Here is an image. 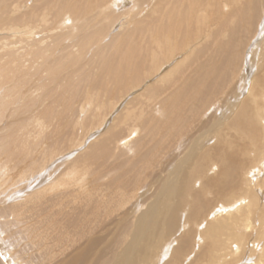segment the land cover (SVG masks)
Masks as SVG:
<instances>
[{
	"label": "bare ground",
	"instance_id": "obj_1",
	"mask_svg": "<svg viewBox=\"0 0 264 264\" xmlns=\"http://www.w3.org/2000/svg\"><path fill=\"white\" fill-rule=\"evenodd\" d=\"M128 1L45 0L42 2V8L37 7V11L40 12L36 10L28 11L24 16L19 14L15 18L9 19V24H7L11 27L31 26L38 25V23L42 24L46 21V14L51 13L56 17L60 16L67 19L72 25L71 32H76V34L72 37H70L71 34L66 36L70 37V44L67 46L68 50L64 52L65 55L61 54L53 57L52 60L55 62L48 56V53L53 51V49L47 51L38 47V45L33 49L26 50L23 54L8 52L10 57L7 61L0 58V90L2 91L0 97V174H7L11 179L14 177L23 179L26 175L37 174L34 173L32 168L35 167L36 170H40L45 163L44 158L58 153L60 149L59 145L63 143L58 142L59 136L54 141H51L49 147H46L44 150L41 147L42 140H48V137L43 138V130L41 129L43 119L47 114L48 116L53 114L58 116L57 112L52 109L51 104L45 105L42 102L51 99H62L55 100V102L62 101L66 103L69 97L73 101L71 96L80 89L81 84H83L87 91V94L82 98L83 101L81 103L83 105L81 108H84L85 105L89 106L91 102L88 101V97H93L96 101L94 104L97 105L100 102L102 111L106 113L108 108L114 105L111 100L114 99L116 94L126 92L130 86L140 83L143 78L147 79L152 73L154 76L157 75L154 81L146 85L143 84V92L138 95L140 96L139 100H141V96L145 97L143 106L146 103L144 107H150V111L157 118L153 116L151 118L149 115L147 120L155 123L153 127L160 130L159 135L155 134L154 138L152 136L150 138L154 141L153 145H148L145 150L137 151V157L140 161L138 171H140L144 162L150 163L152 156L156 157L157 154L162 153L166 154V157L169 159L171 154L176 152L177 148L180 149L182 147L183 143L181 144V140L179 141L180 144L177 141V138L181 135V127L184 128V125L181 126L180 124L184 123L189 115L193 117L194 115L203 116L207 110L216 109L215 107L221 101L220 96L222 95L223 97V94L227 91V87L229 88L230 83H233L234 79L238 77L235 73L237 61L239 60L240 52L247 46H243L247 37L246 35L250 34L252 29V27L249 28L251 26L249 25L244 30L245 25L243 26V23L248 22L252 24L255 21L259 13L258 6L260 0H130L131 3L129 4L131 6L129 5L125 8ZM215 1H219V9H216V6L214 7ZM17 6H8L6 0H0V26L4 25V17L17 9ZM223 7H225V11H223ZM124 14H128L127 24H130V29L127 27L124 36L113 40L107 47L103 48L102 46L100 48L103 37L108 34L106 27L108 25H119L121 18L118 17ZM263 16L264 11L260 15L259 25L256 28V36L257 33L261 34L264 32ZM117 19H119V22ZM262 19L263 22L261 24ZM124 22L126 23V21ZM240 25L242 26L239 27ZM242 30H244L243 37L237 36L236 34H240ZM201 34H205V38L210 42L208 44L205 42L200 49L196 50L197 53L191 57L192 46L189 45L193 44L197 38H202ZM254 36L249 37L248 44ZM73 44L78 46L79 52H71ZM262 46V70H264V43H262ZM90 48L91 52L88 53ZM188 48L190 50L186 51ZM175 53H179L178 56L181 55L176 63L178 65L174 69L178 74L177 77H175L177 74L174 75L173 71L171 72L172 69L170 71L168 69L164 71L166 67L162 68V71L159 69L164 61L170 59ZM23 55L29 58V64L34 57L44 59L35 70V73L39 76L38 87L43 88V86L52 83L54 85L50 91L59 89V94L57 96L46 97L41 102L40 98H36L33 95L37 88H31L30 98L25 100L26 102L23 104V99H20L19 104H22L20 110L14 113L12 109L7 107L15 103L18 97L28 92L30 86L27 87V90L24 84H32L30 72L25 76H21L23 68L20 64V58ZM80 61L85 65L79 68L83 69L76 74V77L71 78L67 74L66 78H63L59 82L56 81V78L64 69ZM173 61L174 59L169 62V65ZM7 63L13 64L8 68ZM183 65L185 66L184 68L178 69ZM29 69H31L30 65ZM155 70L156 72L154 73ZM44 72L47 73V76L40 80ZM238 72H241L240 69H238L237 74ZM89 76H93L94 78L93 85L86 82ZM164 81L165 84H158ZM223 84L226 85L223 86ZM225 88L226 91L224 92ZM229 91L232 90L230 89ZM109 92H111V97L108 96ZM249 93V97L240 100L237 105H235L236 103L233 106L231 105L227 111V116L229 114L230 117L228 116L229 120L226 122L225 128L229 133V137L227 138L226 134L224 135V139L226 138L225 142L222 145L218 142L212 148L205 147L201 150L198 149L202 145L199 146L198 144L192 148H188L184 154L182 153V156L180 155V159L178 158L180 161L177 160V163H172L174 166L170 167L171 172H169L171 182L169 181L168 185L163 184L164 188L162 187V194L165 196L166 203L169 200L171 201L173 197L176 198V194L179 195L183 191L184 195L181 197L180 204L178 205H181L184 209L186 208L188 214L185 215V211H181V213H184L182 217L186 216L184 218L185 221L181 222V224L183 223L187 226L191 223L193 230V220L200 218L199 221L197 220L198 222L201 221L200 228L204 227L201 230L198 227L200 234L197 235L200 241L203 239L202 236L206 240L203 247V256H201L203 260H206V264H221L226 261L227 257H229V261L231 257L234 258V261L238 260L236 259L237 255L240 254L242 249L246 250V243L250 235L248 232L252 224L251 220L253 215L255 216L257 213H259L257 223L262 224V226L254 230V239L264 236V218L261 214L262 206H260L258 197L259 195L261 196L260 192L262 190L256 192L251 187L249 188V185L252 183L250 178L253 176L250 168L262 167L264 164V155L259 152L257 153L258 149L262 146L260 144L264 142V72L260 77L251 80ZM101 95L103 101H100ZM216 95L218 96L217 98ZM228 96L229 94H226L224 97ZM257 98L260 99L259 102ZM139 100L137 104L140 106L142 100ZM75 108L77 109V105H75ZM90 109L88 107L86 110ZM142 111L143 108L138 113L129 114L127 117H135L137 119ZM71 122L72 124H69L70 130L67 134V140L72 139L75 134V128L81 127L84 120L82 122V120L77 118L76 120H71ZM90 122L92 123L93 119ZM130 135L127 136L128 140L126 138L125 144L133 139ZM168 137H171L173 140L169 143L168 147L162 146L163 144L160 143H165V139ZM113 138L112 134L109 137L101 138L98 143L93 145L92 152L96 153L99 149H103V152H105L108 143ZM236 140H241L244 146L242 147V144L239 143L241 147L234 148ZM138 144H140V141ZM236 144L238 143L236 142ZM171 146L172 149H170ZM128 149L131 150V147ZM167 153H169V156ZM249 153H257V158L263 160L258 165H256L257 162L255 160L250 162L246 158ZM88 156L93 155L91 153ZM241 157H243L242 160ZM139 161L134 162L133 166H137ZM242 163H244V166L240 165ZM15 169L14 174H11ZM74 170L67 171L58 180H56V176L51 177L48 183L49 188L58 186L63 177H67L68 181L64 180L65 182L63 183L68 185L73 178ZM212 173L215 176H209ZM231 174L236 176L237 179L239 178V180L229 181L228 178L229 176L232 177ZM263 178L264 175L258 184L261 188L264 187ZM37 179L39 178L37 177ZM37 182L40 181L37 180ZM37 182L34 181L33 186ZM63 183L61 182V184ZM134 185L135 187L137 186L136 184ZM216 186L221 187L218 189L219 192L221 190L227 191V193L222 192L226 200L221 201L218 209L201 214L200 212L206 209L205 197H207V194L216 192ZM1 193H4L2 199H10L14 195V191L11 192L9 190L2 191ZM13 202L12 200L7 201L6 206L16 212ZM171 206L173 205H170L169 213L170 209L173 208L174 212V208H176V205L172 208ZM2 207L0 205V210L3 209ZM175 210L180 209L178 207ZM17 211L18 213L22 212V207H17ZM159 211L161 212L162 210ZM176 211L175 213L178 212ZM160 212L159 214L162 213ZM173 212L171 211V214ZM159 218L157 217L156 220ZM178 222L180 223V220ZM176 223L174 224L176 225ZM185 226L182 228H185ZM175 228L174 231L178 230ZM166 229L168 232L170 228ZM195 229L194 232L196 231ZM137 234L139 236L142 235L140 231ZM158 234L160 235L151 237L150 239L151 247H153L152 253L154 252L155 254L157 251L164 250L163 254L161 255L162 252H160L159 255L161 256L157 255L155 257L153 254L148 256L144 252V256L149 261L151 257L158 258L161 264L165 260L164 257L167 256L166 254L169 249L174 246H171L169 243L170 235L169 237H160L162 232ZM171 239L175 238L172 237ZM181 239L184 243H187L186 245L191 243L190 241V243L185 242L188 238H185V241L182 237ZM191 239L195 238L191 237ZM171 241L173 242L174 240ZM4 242L5 237H2L0 233V264H26L14 252L12 255L20 262L12 260V255L7 257V252L5 251L8 248ZM254 243L256 245L259 244L258 241ZM186 250L184 249L183 253L185 255L188 252ZM174 254L176 257V252ZM258 254L260 255L254 261L251 260L239 264H262L261 261H264V243L260 245Z\"/></svg>",
	"mask_w": 264,
	"mask_h": 264
},
{
	"label": "rangeland",
	"instance_id": "obj_2",
	"mask_svg": "<svg viewBox=\"0 0 264 264\" xmlns=\"http://www.w3.org/2000/svg\"><path fill=\"white\" fill-rule=\"evenodd\" d=\"M44 1L45 0H6L8 6H18L17 9L11 11L4 17V25L0 26V58L7 61L10 57L8 52L23 54L26 50L30 48L33 49L37 45L47 51L53 49V51L48 53L51 60L57 55H65L64 52L68 50L67 46L70 44L69 38L74 36L76 32H71L72 25L64 17H56L48 13L45 17L46 21L42 24L38 23V25L22 27H11L8 25L10 18H15L19 16V14L24 16L28 11H37L38 6L42 8V2ZM129 3H131L130 0L125 5V8L130 5ZM218 3L219 1H215L214 3L216 9H219ZM223 11H225V7H223ZM258 11L259 13L252 24L248 22L243 23V26L245 25L244 30L248 28L249 25H251L249 28L252 27V29L250 34L246 35L247 37L243 46H247L240 52L239 60L237 61L235 73L238 77L236 76L237 78L234 79L233 83H230L231 85L229 88L227 87V91L226 88L224 89V92L226 91L228 93L225 92L223 97L222 95L220 96L221 101H219L218 106L215 107L216 109L205 110L206 112L203 116L194 115L193 117L189 115L186 120L184 119V123L180 124L181 126L184 125V128L181 127V135L177 138L178 143L181 140L180 142L183 144L180 149L177 148V153L173 152L169 159L166 157V154L162 153L157 154V158L152 156L150 158V163L144 162L140 171H138L140 161L137 157V151L145 150L148 145H153L154 141L150 138L151 136L154 138L155 134L159 135L160 130L159 128L153 127L155 123L147 120L149 115L151 118L152 116L154 118L156 117L152 111H150V107H144L146 103L143 106V102L145 101L144 96H141L142 104L140 106L137 104L140 97L138 95L143 92L142 87L154 81L157 75L154 76L152 73L147 79L143 78L140 83L130 86L126 92L116 94L114 99L111 100L114 105L108 108V111L104 113L100 107V102H98L97 105L94 104L96 101L93 97H88V101L91 102L89 106L84 104V108H81L83 105V103H81L83 101L82 98L87 94L83 84H81L80 89L71 96L73 101H71L69 97L66 103L62 101L58 103L55 102V100L62 99H51L42 102L46 97L57 96L59 94V89L50 91L54 85L52 83L43 86V88L38 87L39 76L35 73V70L44 59L34 57L29 64V58L23 55V57L20 58V64L23 68L21 76H25L30 72L32 84H24L26 89L30 86V89H27L28 92L18 97V100L7 108L12 109L13 112L16 113L20 110L21 105L26 102L25 100L30 98L31 90L37 88L33 95L36 98H40L42 104H51L52 109L58 114V116L54 114L48 116L47 114L42 121L41 129L43 130V138L48 137V140L45 141L41 139L42 150L49 147L51 141H54L58 136V142L63 143L59 145L61 150L59 149L56 155L51 154L44 158L45 163L40 170H36L35 167L32 168L34 173L37 174L26 175L23 179H19L18 177L11 179L7 174H0V192L8 190L11 192L14 191V195L10 199H2L5 192L0 194V202H2L0 205L3 206V209L0 210V233L2 237H5L4 243L8 248L5 251L7 252L6 256L10 257L14 252V254L18 255L20 260L25 261L26 264H158V262L160 264V259H155V257L159 255L160 252H162V255L164 250L157 251L155 254L154 252L152 253L153 247H151L150 239L151 237L159 236L160 234L158 233L162 232L160 237H169L170 235L169 243L174 247H171L173 250L169 249L168 253H165L167 256L165 255V260H163L161 264H206V260H203V257H201L203 256V247L206 240L204 236H202L203 239L201 241L198 237L200 230L204 227L202 226L200 228L201 221L198 222L200 218L197 219L198 221L193 220L192 225L194 229L196 228L195 232L194 229L192 230L191 223L188 224L189 226H185L183 223L181 224V222L185 221V215L188 214L186 208L184 209V207L178 205L180 204L181 197L184 195L183 191H181L179 195L176 194V198L173 197L171 201L169 200L166 203L165 196L162 194L164 188L163 184L168 185V182H171L169 172H171V168L174 166L172 163L180 161L179 159L182 153L184 154L188 148H192L197 144L199 146L202 145L198 150L204 149L205 147L212 148L218 142L221 145L225 142V134L227 138L229 137V133L225 128L226 122L230 117L229 114V117L227 116V111L230 109L231 105L233 106L235 103V105H237L240 100L250 96L249 88L251 80L260 77L264 72V70H262L263 55L261 57L264 32L261 33L260 30L261 34L257 33L256 36V28L259 25L260 15L264 11V0H260ZM127 16L128 14H124L118 17L121 18V22L117 19L119 25H108L106 27L108 34L103 37L100 48H102V46L105 48L108 44H111L113 40L120 36H124L127 27L130 29V24H127ZM123 20L126 21V23ZM262 22L263 19L261 20V24ZM237 24L239 25V23ZM241 26L242 25L239 27ZM244 30L236 35L243 37L242 34ZM68 34H71L69 38L66 37ZM253 35L255 36L252 37L253 39L251 38L248 44L249 37ZM201 37L202 38H197L193 44L189 45L192 46L191 57L197 53L196 50L200 49L205 42H207L206 44L210 42L205 38V34H201ZM34 44L36 45L33 46ZM189 50L190 48H188V50L186 49V51ZM73 51L74 53L79 52L78 46L75 44L71 47V52ZM90 52L91 48L88 53ZM178 54L179 53H175L170 59L165 60L162 64L165 66L163 67L161 65L159 69L162 71V68L164 69L166 67L164 71H167V69L170 71L172 69L171 72L173 71L174 75L177 74L174 69L177 67L178 64L176 63L181 56H178ZM172 59H174V61L169 65ZM12 64L13 63H7V67L9 68ZM29 65L31 69H29ZM84 65L85 64L81 61L70 65L58 75L56 81L59 82L63 78H66L67 74H69L71 78L76 77V74L83 69L79 68L84 67ZM184 67L183 65L178 69L181 70ZM238 69H240L241 72L237 74ZM155 72L156 70L154 73ZM42 75L40 80L44 79L47 73L44 72ZM177 76L178 74L175 77ZM93 81V76H89L86 82L93 85ZM158 84H165V81ZM225 85L223 84V86ZM230 89L232 91H229ZM226 94H229V96L225 98L224 96H226ZM1 95L2 91L0 90V97ZM217 95L216 98L219 96ZM103 96L106 98L105 95ZM108 96L111 97V92L108 93ZM101 98L102 95L100 96V101H103ZM134 98L136 99L133 100ZM20 99H23L22 104H19ZM235 99L237 100L234 101ZM257 101L259 102L260 99L257 98ZM75 105H77V109ZM88 107L91 109L86 110ZM142 108L143 111L137 119H135V117H127L129 114L138 113ZM77 118L82 120V122L84 120V122L81 127L75 128V134L72 139L67 140V134L70 130L69 124H72L71 120L73 121ZM92 119L93 122L91 123L90 121ZM212 122L217 123L214 124ZM111 134L114 138L108 143L105 152H103V149H99L96 153H93V145L98 143L101 138L109 137ZM128 135L133 139L125 144ZM148 135L150 136L148 137ZM172 140L171 137H168L165 139V143L160 144H163L162 146L164 147H168ZM139 141L140 144H138ZM236 142L238 144H236ZM239 143L242 144V147L244 146L241 140H236L234 148H238V146H240ZM260 145L262 146L258 149L257 153L259 152L264 155V142ZM129 147H131V150L128 149ZM170 149H172V146ZM91 153L93 156H88ZM256 154L249 153L246 158L250 162L255 160V162H257L256 165H258L263 159H258ZM167 155L169 156V153H167ZM242 159L243 157H241V160ZM137 161H139V164L133 166L134 162L136 163ZM240 165L244 166V163ZM71 169H75V173L68 185L63 183L65 182L64 180L68 181L67 177H63L61 182L64 185L60 182L58 186L49 188L48 183L51 177L56 176V180H58L60 176H63ZM250 170H252L253 176L250 178L252 183L249 185V188L251 187L256 192L262 190V192H260L261 196L259 195L258 197L260 206H262L261 214L264 218V187L261 188L258 185L259 180L262 179L264 175V164L262 167L259 166L258 168L251 167ZM15 171L16 169L13 170L11 174H14ZM239 173L241 172L239 171ZM209 176H215V174L212 173L209 174ZM37 177L39 179H37ZM33 180L35 182L39 180L40 182H37L38 184L36 183L33 186ZM228 180H239V178L237 179L236 176L232 175V177L229 176ZM134 184L137 186L135 187ZM219 188L221 187H217L216 192L207 194V197H205L206 200L204 199V201H206V209L202 210L200 212L201 214L218 209L221 201L226 200L222 192L227 193V191L221 190L219 192ZM11 200L14 201V209H16V212L6 206V202ZM170 205H173L171 208L176 205L174 212L172 208L169 213ZM17 207H22V212L18 213ZM178 207L180 210H177V212L175 209H178ZM159 210H162V213ZM158 211L162 214L161 217ZM171 211L173 212L172 214ZM175 211L177 213H175ZM181 211H185L184 213L186 214L184 217H182L184 213H181ZM174 213L175 215H173ZM157 217L160 218L156 220ZM258 217L259 213L255 214V216L253 215L251 220L252 224L248 232L250 235L246 243V250H241L240 254H238L239 256L237 255L236 258L238 260L234 261V258L231 257L229 261V257H227L226 261L221 264L246 263V261H254L258 258V255H260L258 254L260 245L264 243V236L259 239H254L253 235L254 230L262 226V224L257 223ZM167 219L169 223H167ZM172 219L175 220L174 223L179 220L180 223L178 222L175 225L173 223L174 220L170 221ZM171 226H173V228H171ZM175 226L178 230L174 231ZM184 226L185 228H182ZM166 228H170L168 232ZM197 230L199 231L198 233ZM139 231L142 233L140 236L137 234ZM176 231L182 232L178 233ZM188 236L195 238L193 239L194 241ZM172 237L176 240L171 239ZM181 237L184 241L185 238H188L185 242L191 243L186 245L187 243H184ZM171 240L174 241L172 242ZM255 241H258L259 244L256 245L254 243ZM184 249H187L186 252L188 251L186 255L183 254ZM174 251L176 252L177 258L175 257ZM144 252H146L148 256L153 254L155 257H151L149 261L148 258L144 256ZM12 260L20 262L14 258V255H12ZM192 261L194 262L192 263ZM261 263L264 264V261H261Z\"/></svg>",
	"mask_w": 264,
	"mask_h": 264
}]
</instances>
